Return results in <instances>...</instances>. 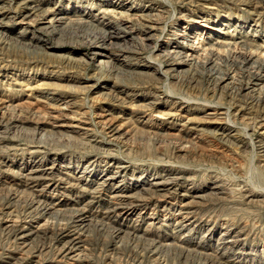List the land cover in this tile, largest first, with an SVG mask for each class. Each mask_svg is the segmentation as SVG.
<instances>
[{"label": "rangeland", "instance_id": "1", "mask_svg": "<svg viewBox=\"0 0 264 264\" xmlns=\"http://www.w3.org/2000/svg\"><path fill=\"white\" fill-rule=\"evenodd\" d=\"M23 3L50 14L34 24ZM61 16L56 33L39 30ZM122 19L134 52L111 49L114 64L143 73L124 83L90 62L95 46L81 45L93 28L120 30ZM147 19L149 35L141 27ZM56 41L72 44L54 47ZM188 44L194 63L169 70V47ZM263 65L264 0H0V264H65L54 251L68 216H40L30 198L53 210L83 208L103 225L79 230L86 249L73 264H264ZM256 74L261 80L252 88ZM111 117L130 134L112 139L104 127ZM72 119L85 129L61 126ZM110 176L112 185H99ZM112 186L127 194L169 192L116 216L109 211ZM9 224L39 228L28 253ZM108 226L122 232L113 235ZM127 233L136 241L123 239ZM144 241L199 255L175 247L151 254Z\"/></svg>", "mask_w": 264, "mask_h": 264}, {"label": "bare ground", "instance_id": "2", "mask_svg": "<svg viewBox=\"0 0 264 264\" xmlns=\"http://www.w3.org/2000/svg\"><path fill=\"white\" fill-rule=\"evenodd\" d=\"M252 1V0H251ZM259 2H260V0H259ZM23 8H25V9H28V10H30L31 12L29 13V14H26L25 16H24V18H29V17H34L33 19H32V22L35 24H38V23H40L43 19H45V17H46V14L48 15V14H50V11H42V13L40 14L39 13V15H38V8H33V7H31L28 3H23ZM37 11V13H35ZM128 14V13H127ZM130 15V14H129ZM123 16V15H122ZM141 18V17H140ZM9 19V18H8ZM62 20H63V18H62V16L61 17H51L48 21H47V24L46 25H44V26H41L40 28H39V30H41L43 33H46V34H49V35H51V34H54V33H56L57 32V30H58V26L60 25V23H62ZM150 20H153V19H150ZM150 20H145V24H141V27L143 28V30H144V32L143 33H146V35H149L150 34V32L154 29V26L152 25V22L150 21ZM122 21H123V23H121L122 24V26H124V27H122L120 30L119 29H117L116 31H114V32H107V31H103V30H97V29H92L93 31H96V34L94 35V37L90 40V41H87V42H84V43H82L81 45L82 46H84L85 48H87V47H89V46H95V49L94 50H92V51H90L89 53H90V55H89V60H90V62H93V64H95L96 62L98 63V65H99V68H106V75H113L114 76V78H115V80L117 81V82H122V83H124V81H127V82H133L134 80H136V78H140L141 77V75L143 74L142 72H136V71H133V70H128V69H124V67L122 66V64H121V66L120 65H115L114 64V57L111 55V53H110V50L111 49H116V50H118V51H120V52H123V53H132V52H134V50L133 49H131L130 48V46H127L126 44L128 43V41H127V39H128V36H130V32L129 31H127V30H125V28H126V26H125V24L127 23V19H122ZM76 22V21H75ZM74 22V23H75ZM154 22V21H153ZM74 23H72V22H70V23H67L66 25H65V28L67 29L69 26L70 27H73L72 26V24H74ZM76 23H78V21L76 22ZM79 23H81V22H79ZM86 24V23H85ZM87 25L89 26V27H93V25L92 24H90V23H87ZM121 26V25H120ZM91 27V28H92ZM62 32H64V30H62ZM122 32V34H119V33H121ZM181 35H183V34H181ZM130 38V37H129ZM132 39H133V37H131ZM130 38V39H131ZM87 40V39H86ZM122 41V40H125V42L124 43H119L118 41ZM181 42V41H180ZM56 43V45L54 46V47H64V46H66V45H68V44H72V43H70V42H55ZM219 43V42H218ZM80 44V43H79ZM80 45V46H81ZM228 45H230V44H227V46ZM132 46V45H131ZM50 48H52V46H50ZM170 50L168 51V53H167V55H169V56H172V61H171V63H170V67L171 68H169V70H171V71H176L178 68H180V66H190V65H192V63H194V61H195V57H194V49L191 47V45H187V49H182L183 51H177V49L176 50H173L174 49V45H171L170 47ZM138 48H136V50H137ZM172 49V50H171ZM179 50V49H178ZM196 50V49H195ZM256 50H257V48H256ZM260 50V49H259ZM252 57V56H251ZM88 60V61H89ZM116 61H119V62H121V63H126L127 61H126V59L125 58H122L121 60H118L117 58H116ZM209 62V61H208ZM136 65V64H135ZM137 66H139V67H142V65H137ZM210 68V67H209ZM263 68H264V65H263ZM262 71H264V69L262 70ZM222 75V74H221ZM143 76V75H142ZM214 76V75H213ZM101 77V76H100ZM147 79H153V77H148ZM102 79L100 78V81H101ZM224 80V78H223V76L222 77H217V79H216V81H214L213 82V87H214V89H217V87H220L221 86V84H222V81ZM261 80V76H259V74H256V76L254 75V77H252V78H249V83H248V85L250 86V87H252V88H255L256 86H257V83H258V81H260ZM226 84V83H225ZM223 88H225V87H223ZM226 88H227V86H226ZM245 88H248L247 86L245 87ZM233 90H237V91H239L240 89H236L235 87H229V90L228 91H230V92H233ZM253 91H255L256 89H252ZM236 92V91H235ZM254 93V92H253ZM107 94V93H106ZM255 95V94H254ZM263 98V97H262ZM254 99L255 100H257V101H261V97H260V95H256L255 97H254ZM122 100H123V98H122ZM122 102V101H121ZM124 102V101H123ZM129 102V101H128ZM67 103V102H66ZM259 103V102H258ZM64 104V103H63ZM121 104V103H120ZM148 104V103H147ZM66 105V104H65ZM65 105H63V106H65ZM68 105V104H67ZM146 105V104H145ZM1 106V105H0ZM62 106V107H63ZM71 106V105H70ZM148 106V105H147ZM59 107H61V106H59ZM5 108V107H4ZM64 108H66V107H64ZM61 109V108H60ZM66 109H68V108H66ZM65 110V109H64ZM57 111H58V109H57ZM60 111V110H59ZM58 111V112H59ZM105 114V113H104ZM107 114V113H106ZM105 114V115H106ZM53 115V114H52ZM55 115V114H54ZM100 115V114H99ZM105 115H102L101 114V119L100 120H102V119H104L106 116ZM114 116V115H113ZM112 116V117H113ZM121 116V115H120ZM123 116V115H122ZM210 116V115H209ZM52 117V116H51ZM71 117H73V116H71ZM110 117V116H109ZM111 117V118H112ZM75 118V117H74ZM77 118V117H76ZM124 118V117H123ZM54 119V118H53ZM78 119V118H77ZM122 119V118H121ZM130 119V118H129ZM80 119H78V121H79ZM106 120V119H105ZM119 120H120V118H112V119H107V121H109L108 123L107 122H105V124H104V127L108 130V134L112 137V139H114V138H116L117 137V135L118 134H120L123 138L126 136V135H128V134H130V131L131 130H129V129H127L126 131H124V132H122V130H123V127H124V125L126 124V123H124V121H123V123H120L119 124ZM127 119H125V121H126ZM257 120V119H256ZM81 121V120H80ZM83 121V120H82ZM81 121V122H82ZM102 121H104V120H102ZM130 120H128V122H129ZM211 121V120H210ZM118 122V124H116ZM122 122V121H121ZM104 123V122H103ZM88 125V124H87ZM101 125V124H100ZM103 125V124H102ZM128 125V124H127ZM61 126H66V127H71V128H82V129H85L84 128V124H82V123H80V122H76V120L75 119H72V121L69 123V124H65V125H61ZM86 127V126H85ZM88 127V126H87ZM86 127V128H87ZM130 127V126H129ZM127 128H128V126H127ZM69 129V128H68ZM87 129H89V128H87ZM105 129V130H106ZM126 129V128H125ZM78 130V129H77ZM90 130V129H89ZM86 131V130H85ZM107 132V131H106ZM220 132H222V131H220ZM223 133V132H222ZM84 134V133H83ZM107 134V135H108ZM224 134V133H223ZM108 135V136H109ZM223 136V135H222ZM218 137V136H217ZM226 137V136H225ZM109 138V137H108ZM112 139H110V141L112 140ZM117 139V138H116ZM118 139H119V137H118ZM49 167V166H48ZM33 168V167H32ZM32 168H31V170H32ZM37 168V167H36ZM34 170V169H33ZM32 170V171H33ZM47 170V169H46ZM45 170V171H46ZM48 170H50V169H48ZM60 170V169H59ZM38 171V170H37ZM54 171V170H53ZM30 172V171H29ZM35 172V171H34ZM48 173V172H47ZM63 173V172H62ZM22 174V173H21ZM24 174V173H23ZM32 174H36V173H30V175H29V177L28 178H30V180L31 179H36L37 178V176L35 177V176H33ZM65 174H68V173H65ZM25 176H26V174H24ZM38 175V174H37ZM41 175V174H40ZM49 175V174H48ZM57 175H59V174H57ZM68 175H70V174H68ZM23 176V175H22ZM28 176V175H27ZM26 176V177H27ZM39 176V175H38ZM51 176V175H50ZM56 176V175H55ZM62 176V175H61ZM39 177H41V176H39ZM43 177H45V175L43 176ZM52 177V176H51ZM49 178V177H48ZM47 178V179H48ZM59 178V177H58ZM39 179V178H38ZM46 179V178H45ZM60 179H61V177H60ZM63 179H64V177H63ZM62 180V179H61ZM79 180V179H78ZM112 180H113V177L112 176H110V177H108L106 180H102L101 181V183L99 184V185H101V186H110V184H111V182H112ZM33 181V180H32ZM37 181V180H36ZM47 181V180H46ZM64 181V183H65V181H67V180H63ZM69 181V180H68ZM50 182H51V179H50ZM55 182H56V180H55ZM99 182V181H98ZM35 183V182H34ZM33 183V184H34ZM39 183V182H38ZM37 183V184H38ZM63 183V182H62ZM74 183L75 182H73V185H74ZM77 183H79V182H77ZM157 183V182H156ZM155 183V184H156ZM160 183H162V182H160ZM166 183V182H165ZM30 184V183H29ZM43 184H45V183H43ZM83 184V183H82ZM97 184V183H96ZM171 184V183H170ZM60 185V184H59ZM70 185H72V184H70ZM84 185V184H83ZM112 185V184H111ZM122 185V184H121ZM164 185V184H163ZM76 186V185H75ZM80 186V185H79ZM36 187V186H35ZM44 187H45V185H44ZM49 187V186H48ZM68 187H70V186H68ZM74 187V186H73ZM82 187V186H81ZM80 187V188H81ZM98 187V186H97ZM120 187V186H119ZM161 187V186H160ZM124 188V187H123ZM174 188V187H173ZM37 189V188H36ZM35 189V190H36ZM39 189H40V187H39ZM43 189V188H42ZM84 189V188H83ZM88 189V188H87ZM155 189V188H154ZM31 190H33V189H31ZM41 190V189H40ZM40 190H38V191H40ZM56 190H57V188H56ZM93 190V189H92ZM110 190V191H109ZM46 191H48L49 192V190H47L46 189ZM91 191V190H90ZM93 191H95V189L93 190ZM96 191H97V188H96ZM100 191V190H99ZM108 191H109V197L108 198H110L109 200H111V207H110V212H112V213H114V214H116V216H119V215H121L122 213L124 214V213H126V211H129L130 210V206H132V204H134V203H136V201H145V200H147L148 198H153V197H163V196H165L166 194H168V192H169V189H168V187L167 188H159V189H157V190H152V189H143V190H141V191H139V192H136V193H133V194H131L130 192H128V193H130V194H127L126 193V191L124 190V191H122V189L120 190L119 188H118V186H112L111 188H109L108 189ZM145 192L144 193V195H142V193H140V192ZM42 193V192H41ZM91 193V192H90ZM93 193V192H92ZM99 193V192H98ZM37 194V193H36ZM170 194V193H169ZM198 195V194H197ZM92 196H94V194L92 195ZM40 198V197H39ZM99 198V197H98ZM94 199H95V197H94ZM160 199V198H159ZM106 200V199H105ZM40 201V200H39ZM54 201V200H53ZM94 200H92V202H93ZM188 201V200H187ZM195 201V200H194ZM198 201V199L195 201V202H197ZM40 202H42V201H40ZM40 202H38L36 199H33V198H30V201H29V204H28V207L31 209V210H33V211H35L36 213H38L40 216L41 215H48L49 217H54L55 219L57 218V217H59V216H68V227L66 228V229H64V230H62V232L59 234V237H58V241H57V244H56V247H55V251H54V256H55V258H56V260H58V261H63V262H65V264H73L74 262L76 263V261H79L80 259H82V257H83V251L86 249V246L84 245V241H83V239H82V233L81 232H79V230H82L83 228H88V227H94V228H103V225H99V221H97V222H93V220L87 215V213H86V211L85 210H83V208L82 209H73V210H71L70 209V211H64V210H53L52 208H51V206L49 207V206H47V205H44L43 203H40ZM192 202V201H191ZM194 203V202H193ZM192 203V204H193ZM46 204V203H45ZM53 204V203H52ZM51 204V205H52ZM88 204V203H87ZM107 204V203H106ZM138 204V203H137ZM189 204V203H188ZM105 205V204H104ZM109 206V205H108ZM60 208V207H59ZM85 208V207H84ZM108 208V207H107ZM107 208H106V210H107ZM191 208V207H190ZM182 209V211L181 210H179L178 209V215L179 216H181L182 214H184L185 212L184 211H187V210H184V208H181ZM66 210V209H65ZM105 210V211H106ZM184 210V211H183ZM102 211H104V210H102ZM104 211V212H105ZM124 211V212H123ZM188 212V211H187ZM67 213H70V215L69 214H67ZM131 213V212H130ZM111 214V213H110ZM94 215V214H93ZM106 215V214H105ZM113 215V214H112ZM185 215V214H184ZM47 216V217H48ZM104 216V215H103ZM105 217V216H104ZM109 217H111V216H109ZM182 217H184L183 215L181 216V218ZM115 218H117V217H115ZM121 218H122V216H121ZM185 218V217H184ZM186 218H188V217H186ZM102 219V218H101ZM110 219H112V218H110ZM67 220V219H66ZM104 221V220H103ZM109 221V220H108ZM181 221V220H180ZM189 221V220H188ZM176 223H177V221H175ZM185 222V221H184ZM108 223V222H107ZM106 223V224H107ZM179 223V222H178ZM181 223V222H180ZM118 225V224H117ZM122 225V224H121ZM176 225V224H175ZM67 226V225H66ZM65 226V227H66ZM10 230H12L13 231V235H14V239H15V243H17L18 244V246L22 249V250H24V251H27V253L29 252V247H30V245H31V242H32V240L36 237V235H37V233H38V229L39 228H36V229H34V228H32V227H30L29 225L28 226H24V225H15V224H13V225H8L7 226ZM112 227V226H111ZM111 227H106L105 229L107 230V231H109V230H111V232H113V235L114 234H118V233H121L122 231L120 230V229H111ZM113 227H115V226H113ZM180 227H181V229L182 230H184L185 228H187V224H185V223H182L181 225H180ZM64 228V227H63ZM62 229V228H61ZM178 229V228H177ZM187 230H188V228H187ZM127 231V230H126ZM183 232V231H182ZM181 233V232H180ZM225 234V233H224ZM135 235V234H134ZM223 235V234H222ZM225 238H226V236H225ZM232 238V237H231ZM123 239H126V240H128V239H132V240H135L136 241V236H133L132 238L131 237H129V235H128V233L127 234H124V237H123ZM56 240H57V238H56ZM137 240H138V238H137ZM223 240H224V238H223ZM226 240V239H225ZM231 240V239H230ZM229 240H227V242H228ZM55 243V242H54ZM219 243H220V241H219ZM224 243V242H223ZM144 246H145V249H147L151 254H156L158 251H159V249H160V251L162 252V247H165L164 248V250L163 251H165V252H167L168 250H169V247H175V248H178L179 250V254L180 255H185V256H187V255H189L190 253H194L195 255L197 254V255H199V253H197V252H192V251H190V250H186V249H184V248H181L180 246H176V245H155V244H153V242L151 243V242H147V241H144ZM168 244V243H167ZM228 244V243H227ZM226 245V244H225ZM230 245V244H229ZM161 246V247H160ZM228 245H226V247H227ZM223 248V247H222ZM228 249L227 250H229V248H231V247H227ZM171 249V248H170ZM161 252H159L158 254H160ZM164 253V252H163ZM223 253H224V251H223ZM222 253V254H223ZM226 253V252H225ZM224 253V254H225ZM86 256V255H85ZM202 256V255H201ZM224 256V255H223ZM85 258V257H84ZM219 258H221V257H219ZM48 260V259H47ZM85 260V259H84ZM224 260H226V259H224ZM230 260V259H229ZM39 261V260H38ZM44 261H46V260H44ZM44 261H42V262H37L36 264H51L49 261L48 262H44ZM53 261V260H52ZM205 261V260H204ZM57 262V261H56ZM215 264H228V262H222V261H220V260H218V259H216L215 258ZM233 262V261H232ZM231 262V263H232ZM230 264V263H229Z\"/></svg>", "mask_w": 264, "mask_h": 264}]
</instances>
